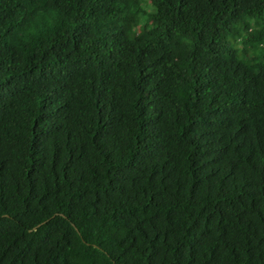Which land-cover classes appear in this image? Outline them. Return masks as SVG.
Masks as SVG:
<instances>
[{"label":"trees","instance_id":"1","mask_svg":"<svg viewBox=\"0 0 264 264\" xmlns=\"http://www.w3.org/2000/svg\"><path fill=\"white\" fill-rule=\"evenodd\" d=\"M262 53L264 0H0V264H264Z\"/></svg>","mask_w":264,"mask_h":264},{"label":"rangeland","instance_id":"2","mask_svg":"<svg viewBox=\"0 0 264 264\" xmlns=\"http://www.w3.org/2000/svg\"><path fill=\"white\" fill-rule=\"evenodd\" d=\"M262 56H260L259 54L256 55V57L258 58L257 61H262L264 60V53L261 54Z\"/></svg>","mask_w":264,"mask_h":264},{"label":"water","instance_id":"3","mask_svg":"<svg viewBox=\"0 0 264 264\" xmlns=\"http://www.w3.org/2000/svg\"><path fill=\"white\" fill-rule=\"evenodd\" d=\"M55 216V215H54ZM54 216H52V217H54Z\"/></svg>","mask_w":264,"mask_h":264}]
</instances>
